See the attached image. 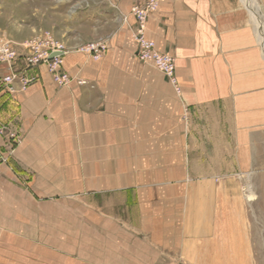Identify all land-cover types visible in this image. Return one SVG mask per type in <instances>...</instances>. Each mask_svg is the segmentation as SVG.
Segmentation results:
<instances>
[{
  "label": "crops",
  "instance_id": "obj_1",
  "mask_svg": "<svg viewBox=\"0 0 264 264\" xmlns=\"http://www.w3.org/2000/svg\"><path fill=\"white\" fill-rule=\"evenodd\" d=\"M140 1H76L77 15L100 30L92 42L105 41L107 50L98 60L66 54L64 69L86 84L58 86L43 72L26 91L7 94L19 135L14 160L36 176L79 178L82 192L114 193L118 202L106 208L115 224L177 241L179 219L191 220L194 201L211 192L192 178L213 176L210 161L232 159L233 144L237 161L264 153V54L252 18L264 25V0L258 9L247 0H159L147 36L174 56L179 93L137 57L130 11ZM5 72L0 65V77ZM194 124H214L216 135ZM7 141L0 136L6 151ZM185 155L208 163L186 170Z\"/></svg>",
  "mask_w": 264,
  "mask_h": 264
},
{
  "label": "rangeland",
  "instance_id": "obj_2",
  "mask_svg": "<svg viewBox=\"0 0 264 264\" xmlns=\"http://www.w3.org/2000/svg\"><path fill=\"white\" fill-rule=\"evenodd\" d=\"M76 1L0 0V40L19 46L50 30L69 44L95 41L100 30L92 19L77 15L72 8ZM8 97L0 90V125L16 131L8 118ZM213 125L194 124L210 136L216 135ZM234 148L232 159L210 161L213 176L192 178L194 183L205 181L211 192L199 194L193 206L200 207L191 220L179 219L178 240L164 241L160 239L167 234L154 237L137 224H115L112 210L106 208L118 200L114 193L82 192L76 178L36 176L14 160V149L4 161L3 143L0 264H264V153L237 161ZM206 163L190 162L185 155L184 168L201 170ZM50 186H56V192H50ZM250 189L253 199L248 198ZM169 243L178 250H170Z\"/></svg>",
  "mask_w": 264,
  "mask_h": 264
},
{
  "label": "built area",
  "instance_id": "obj_3",
  "mask_svg": "<svg viewBox=\"0 0 264 264\" xmlns=\"http://www.w3.org/2000/svg\"><path fill=\"white\" fill-rule=\"evenodd\" d=\"M159 0H142L131 8L135 18L133 40L137 45V57L143 62L153 64L162 72L174 86L177 93L181 91L176 77V62L173 55L160 51L156 42L147 36V24L150 15L158 9ZM72 49L56 34L45 30L35 38L24 41L19 46L9 40H0V65L6 67V72L0 77V90L8 95L24 92L37 83L45 72L51 81L58 86H68L74 80L80 85L87 81L74 77L64 69L66 54ZM76 50L90 55L93 59L102 58L107 50L105 41H97L80 46ZM0 135L8 139L7 161L10 152L18 143L19 135L6 125H0Z\"/></svg>",
  "mask_w": 264,
  "mask_h": 264
},
{
  "label": "bare ground",
  "instance_id": "obj_4",
  "mask_svg": "<svg viewBox=\"0 0 264 264\" xmlns=\"http://www.w3.org/2000/svg\"><path fill=\"white\" fill-rule=\"evenodd\" d=\"M248 5H253L255 8L258 7L256 0H247ZM258 9V8H257ZM253 22L256 25V31H257V37H259L260 42L263 44L264 46V25H262V23L259 21V18L254 14L253 15ZM264 24V22H263ZM244 192V191H243ZM248 196V195H247ZM249 199H253L254 198V194L253 191L250 189V194H249Z\"/></svg>",
  "mask_w": 264,
  "mask_h": 264
}]
</instances>
